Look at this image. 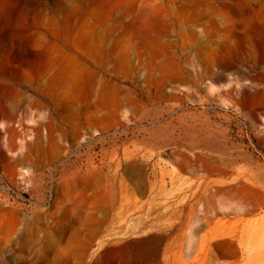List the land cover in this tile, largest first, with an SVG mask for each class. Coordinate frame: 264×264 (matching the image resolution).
Wrapping results in <instances>:
<instances>
[{"label":"rangeland","instance_id":"obj_1","mask_svg":"<svg viewBox=\"0 0 264 264\" xmlns=\"http://www.w3.org/2000/svg\"><path fill=\"white\" fill-rule=\"evenodd\" d=\"M0 264H264V0H0Z\"/></svg>","mask_w":264,"mask_h":264},{"label":"bare ground","instance_id":"obj_2","mask_svg":"<svg viewBox=\"0 0 264 264\" xmlns=\"http://www.w3.org/2000/svg\"><path fill=\"white\" fill-rule=\"evenodd\" d=\"M47 56V55H46ZM42 59H44V58H42ZM45 63V62H44ZM51 189H52V186H51V188H50V192H51ZM51 194V193H50ZM53 195V194H52ZM51 196V195H50Z\"/></svg>","mask_w":264,"mask_h":264},{"label":"built area","instance_id":"obj_3","mask_svg":"<svg viewBox=\"0 0 264 264\" xmlns=\"http://www.w3.org/2000/svg\"><path fill=\"white\" fill-rule=\"evenodd\" d=\"M49 192H50V190H49Z\"/></svg>","mask_w":264,"mask_h":264}]
</instances>
